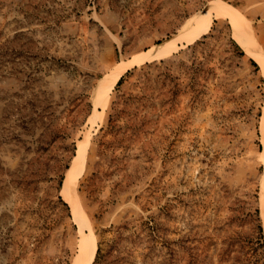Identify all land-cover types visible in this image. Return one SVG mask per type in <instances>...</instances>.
I'll return each instance as SVG.
<instances>
[{"label":"rangeland","instance_id":"rangeland-1","mask_svg":"<svg viewBox=\"0 0 264 264\" xmlns=\"http://www.w3.org/2000/svg\"><path fill=\"white\" fill-rule=\"evenodd\" d=\"M217 1L264 53V0H0V264L72 263L80 226L62 187L85 137L92 264H248L257 208L264 234V70L229 18L127 70L92 124L117 63Z\"/></svg>","mask_w":264,"mask_h":264},{"label":"bare ground","instance_id":"bare-ground-1","mask_svg":"<svg viewBox=\"0 0 264 264\" xmlns=\"http://www.w3.org/2000/svg\"><path fill=\"white\" fill-rule=\"evenodd\" d=\"M220 17L229 18L232 23L236 39L249 53L258 58L264 70V53L259 48L257 40L250 31L246 20L242 17L241 12L224 2H213L204 13H199L191 17L174 38L159 43L153 49L137 53L130 59L122 60L114 66L112 71L102 79L98 87L95 96V104L96 107L101 108V110L96 109L92 118V124H97V122L103 118L104 109L109 100V94L127 70L146 61L166 56L178 47L192 43L211 29L214 18ZM88 143V137H85V139L79 143L78 154L74 159L73 165L68 169L62 187L63 196L73 207L75 221L80 226L81 234L77 253L71 264H92L96 256L98 245L95 232L91 226L90 218L80 203L76 189L77 179L84 167L85 151ZM260 204L264 222V178L262 181Z\"/></svg>","mask_w":264,"mask_h":264},{"label":"trees","instance_id":"trees-1","mask_svg":"<svg viewBox=\"0 0 264 264\" xmlns=\"http://www.w3.org/2000/svg\"><path fill=\"white\" fill-rule=\"evenodd\" d=\"M247 215L252 216V213H248ZM255 215H257V219L259 221L258 232H260V234L254 238L245 239V243L248 247L247 249L245 248V244H242L241 246V252H244V254L247 255L246 259L248 261V264H250L251 262L259 264L261 257H263V254L259 250L264 242L263 226L259 217V208L256 209Z\"/></svg>","mask_w":264,"mask_h":264}]
</instances>
